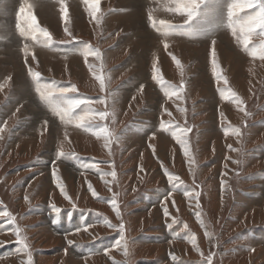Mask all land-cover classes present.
I'll return each mask as SVG.
<instances>
[{"label":"rangeland","instance_id":"obj_1","mask_svg":"<svg viewBox=\"0 0 264 264\" xmlns=\"http://www.w3.org/2000/svg\"><path fill=\"white\" fill-rule=\"evenodd\" d=\"M23 2L0 0V83L11 77L0 90V127L4 128L0 132V210L15 217V225L0 218V264L27 260L19 251L15 226L27 237L32 264H113L125 259L128 264H201L210 253L213 264H264V61L249 57L225 26V0H216V11L199 21L209 29L206 36L170 37L167 51L150 26L149 11L155 10L157 20L177 25L185 17L159 7L165 0H101L105 15L100 24L86 11L83 0H64L67 20L62 19L59 0H27L39 25L52 35L49 48L33 46L16 32V13ZM213 40L228 86L243 99L247 116L220 96L218 87L224 85L218 84L210 64ZM26 42L36 60L21 51ZM86 43L100 49V60L89 56L85 62L81 51ZM166 53L181 60L183 77ZM154 61L168 82L179 86L184 80L182 100L166 97L152 79ZM29 68L41 73L43 82L76 85L82 98H107V110L115 111V119L102 123L119 137L111 143V154L103 137L65 127L52 115L34 91ZM93 71L105 76V92L100 91ZM20 73L25 85L18 79ZM24 86L32 90L22 99ZM93 107L104 111L106 105L93 103ZM39 111L42 117L36 114ZM162 121L192 129L188 140L194 175L171 132L161 130ZM229 123L240 127V137L225 135ZM61 145L74 156L57 159ZM229 145L240 151H231ZM237 160L240 163H233ZM84 164H95L101 173H110L114 165L116 179ZM165 170L178 176L185 187L174 189ZM57 183L63 184L70 199H65ZM89 183L99 197L118 194L127 258L122 249L113 247L120 239V220L107 200L93 197ZM185 190L201 193L199 208L195 198L184 196ZM197 211L205 227L197 222ZM105 217L117 227L106 225ZM205 229L211 238L205 236ZM185 233L196 235L199 252L183 238Z\"/></svg>","mask_w":264,"mask_h":264},{"label":"snow or ice","instance_id":"obj_2","mask_svg":"<svg viewBox=\"0 0 264 264\" xmlns=\"http://www.w3.org/2000/svg\"><path fill=\"white\" fill-rule=\"evenodd\" d=\"M225 2L227 3V22L225 26L230 30L232 36L240 45L241 49L249 57L253 59L258 58L259 60L264 61V0H225ZM59 3L61 4L60 11L62 19L67 20L68 13L64 0H59ZM83 3L87 5L86 11H88L89 15L97 22V24H100L102 18L105 15V13L100 8L101 0H83ZM33 7L34 6L31 3H27V0L21 3L20 8L16 13V32L25 41H31L33 46L38 45L44 48H49L53 44L52 35L46 28H42L39 25L37 17L33 11ZM159 7L163 8V10L168 13L185 17L183 24L177 25L171 23L168 20H157L154 17L155 10L149 11L148 20L150 22V26L162 37L164 49L167 51L169 47L168 39L170 37L179 36L188 39H196L198 37L206 36L209 32V29L203 27L201 23H199V21L202 17L208 15L209 13L215 12L218 5L215 3V0H165V3L160 4ZM65 32L68 33L67 28H65ZM68 34L71 35V33ZM212 45V73L218 84L222 81L224 85V87H218L220 96L222 100L234 103L239 111L244 112L245 116H247L248 113L245 110L243 99L237 92H235L231 87L228 86V78L226 77V75H224L223 70L218 63V60L216 58L214 40L212 41ZM21 51L25 54L26 57L31 54L32 59L36 60L35 53H30L29 44L27 42L24 44ZM81 55L84 57L86 63L89 56L95 57L97 60L101 59L100 49L93 48L90 44L87 43L84 44ZM169 55L171 56V59L179 70L181 77H183L185 66L175 55H172L171 53H169ZM88 67L89 69H93L94 65L88 64ZM102 67L103 65L101 64V68ZM152 67V79L156 81L164 90V95L169 99L175 97L176 100H182L183 92L185 90L184 80L181 79V83L179 86L172 84L164 78L161 69L157 67L156 61H154ZM92 74L95 79L99 81L100 91L105 92V76L103 74L96 75L95 71H93ZM29 75L32 78V81L34 83V91L38 95L39 100L48 108V110L55 118L59 119L62 125H64L65 127H67L68 125H72L76 129H82L85 132H91L92 135L98 138L103 137V139L105 140L104 147L108 148L109 154H111V143L113 141L118 142L119 137L115 136L107 127V125L102 123L109 117H111L113 120L115 119V111L113 110L112 112H109L107 110L106 97L101 96L96 101H93L90 98H82L78 94L77 87L74 84H71L70 86H62L57 84V82L55 81L43 82L41 73L33 72L31 68H29ZM10 79L11 77H8L5 79L4 83H0V90H3L5 84ZM143 87L144 86L142 85L141 88ZM112 96L113 92L108 90V97ZM93 103L105 104L106 108L104 111H100L93 107ZM177 110L181 113L186 112V109L183 107H178ZM164 111L169 116H172V113L167 109H164ZM221 116H224V114L221 113ZM44 123L45 126H47L48 121H45ZM160 128L163 131L171 132L172 137L176 140V142L183 150V154L186 158V163L188 164L189 171L194 175L195 159L191 152L188 140V133H190L192 129L187 126L182 127L179 124H172L171 121H162L160 124ZM3 131L4 128L0 127V132ZM224 132L226 136L229 133L237 137H240L242 135L240 127L232 126L230 123L227 125V127L224 128ZM65 140H68L67 132H65ZM228 147L231 151H240L239 149L232 148L231 145H229ZM56 156L57 159H70L74 156V153L64 151L63 146L61 145V147L57 150ZM233 163H240V161H233ZM83 167L86 169L92 168L96 172L101 173V170L96 167L95 164H84ZM101 174L102 176L111 175L113 180H115L117 176V173L114 170V165L113 171H111L110 173L104 172ZM165 175L168 179V183L174 189L185 187L183 181L178 176L172 174L167 170H165ZM53 176L54 178L58 179L56 177L55 170L53 171ZM104 182L106 184L110 183L109 181ZM57 187L60 189L61 194L65 196V199H70L62 183H57ZM88 189L92 192L93 197L97 199L107 200L117 219L120 220V223L118 225L120 229V239L116 241V244L113 245V247H116L118 250L122 249L123 255L127 258L130 253L128 249V241L125 238V224L122 220L121 212L116 200V196L118 194H113V196L109 199L99 197L93 190V186L91 185V183L88 184ZM109 191H111V188H109ZM183 194L189 199L195 198L197 200L196 207H200L198 200L200 196L199 192H195L194 190H185ZM169 196H171V192L169 193ZM25 200H28L27 196H25ZM52 207L57 213L60 212V209L56 208L55 205H53ZM164 211L165 215H168L167 208H165ZM195 215L200 226L205 227L204 221L201 218V213L197 211ZM0 218H4L5 220H8L11 225H15V217L12 216V214L7 210H0ZM103 222L110 227H117V225L111 224V222L106 217L104 218ZM173 222L176 223V221ZM184 227L186 229L187 224H185ZM85 230L87 229L85 228ZM75 231L79 232L80 227H76ZM14 232L20 245L19 251L24 252L27 255V260H22L21 264H32L31 251L27 243V237L23 235V229H21L19 226H15ZM204 234L207 238L212 237V233L208 232L206 229ZM183 238L188 239L189 242L192 243L193 247L196 248L198 252L200 251V249L196 246L197 237L194 233H185ZM68 243L71 245L73 242L69 240ZM107 253L108 250L106 249L105 254L107 255ZM200 254L201 256L204 255L202 252ZM173 259H175V257H173ZM113 264H128V261L127 259H125L124 261L113 260ZM201 264H213V254L210 253L204 260L201 261Z\"/></svg>","mask_w":264,"mask_h":264},{"label":"bare ground","instance_id":"obj_3","mask_svg":"<svg viewBox=\"0 0 264 264\" xmlns=\"http://www.w3.org/2000/svg\"><path fill=\"white\" fill-rule=\"evenodd\" d=\"M215 1H216V0H215ZM6 2H7V1H6ZM6 2H5V3H6ZM5 3H4V4H5ZM218 3H219V2H218ZM6 4H7V3H6ZM7 5H8V4H7ZM3 7H4V6H3ZM6 8H7V7H6ZM10 8H11V6H9V8H7V9H10ZM7 9H6V10H7ZM2 11H4L3 8H2ZM10 11H11V10H10ZM6 13H7V12H5V15H6ZM8 15H9V13H8ZM43 15H44V14H43ZM7 17H8V16H7ZM11 17H12V16H11ZM42 18H43V17H42ZM43 20H44V19H43ZM45 20H46V19H45ZM68 20H69V19H68ZM67 22H68V21H67ZM211 24H212V23H211ZM216 28H217V27H216ZM5 29H6V28H5ZM213 29H214V27H213ZM213 29H212V30H213ZM217 29H218V28H217ZM9 30H10V29H9ZM12 31H13V30H12ZM12 31H11V32H12ZM11 32H10V33H11ZM8 34H9V32H8ZM12 34H14V36H16V34H15L14 32H12ZM3 35H5V33H4ZM9 35H10V34H9ZM2 37H3V36H2ZM172 38H173V37H172ZM5 39H6V37H5ZM10 39H11V38H10ZM3 40H4V39H3ZM182 40L185 41V39H182ZM56 41H57V40H56ZM4 42H5V41H4ZM225 43H226V42H225ZM6 44H8V43H6ZM55 44H56V43H55ZM183 44H184V43H183ZM226 45H227V43H226ZM217 46H218V45H217ZM231 47H232V46H231ZM39 48H40V47H39ZM74 48H75V47H73L72 49H74ZM134 48H135V47H134ZM227 48H229V46H228ZM42 49H43V50H42L43 53H45V52H46L45 49H44V48H42ZM67 51H68V50H67ZM230 51H231V50H230ZM52 53H53V52H52ZM164 53H165V52H164ZM164 53H163V55H165ZM40 54H41V53H40ZM166 54H167V53H166ZM167 55H168V54H167ZM168 56H169V55H168ZM168 56H166V57H168ZM89 59H90V58H89ZM167 59H168V58H167ZM47 63H48V62H47ZM70 63H71V62H70ZM210 64H211V63H210ZM45 65H46V64H45ZM152 65H153V64H152ZM74 68H75V67H74ZM22 73H24V72H22ZM22 73H20L18 79H19V81H20L21 83H23V84L25 85V84H26V80H22V79H21V77L23 76ZM25 73H26V72H25ZM25 76H26V75H25ZM46 76H47V75H46ZM46 78L49 79L48 77H46ZM30 89H31L30 86H29V87H25V86H24L22 99L26 98V97H27V94H30V93H31V90H32V89H31V90H30ZM3 90H4V89H3ZM32 95H33V97L35 98V95H34V94H32ZM124 100H125V99H124ZM149 100H150V99H149ZM136 101H138V99H137ZM38 102H39V101H38ZM132 102H133V100H132ZM134 102H135V101H134ZM134 102H133V103H134ZM136 103H137V102H136ZM102 107H103V106H102ZM135 110H136V108H135ZM132 111H133V110H132ZM123 112H124V111H123ZM128 112H129V111H128ZM133 113H134V112H133ZM36 114L39 115V116H41V117H42V115H44V114H40V111H39V112H36ZM128 114H129V113H128ZM128 114H126V115H128ZM156 115H157V114H156ZM124 116H125V115H124ZM35 120H36V119H35ZM97 141H98V140H97ZM112 149H113V148H112ZM170 149H171V148H170ZM163 154H164V153H163ZM60 166H61V165H60ZM202 171H203V170H202ZM72 173H73V172H72ZM27 188H28V187H27ZM202 191H203V190H202ZM143 192H144V191H143ZM200 194H201V193H200ZM199 202H200V201H199ZM199 205H200V204H199ZM201 205H202V204H201ZM215 206H216V205H215ZM163 209H164V208H163ZM204 209H205V208H204ZM193 210H194V209H193ZM209 212H210V211H209ZM143 234H144V233H143ZM101 238H102V237H101ZM1 249H2V248H1ZM5 254H6V253H5ZM217 254H218V253H217ZM181 260H182V259H181ZM176 261H177V260H176ZM240 262H241V261H240Z\"/></svg>","mask_w":264,"mask_h":264}]
</instances>
